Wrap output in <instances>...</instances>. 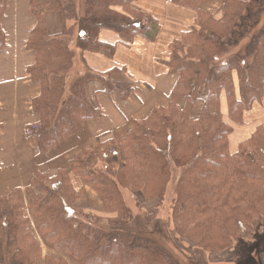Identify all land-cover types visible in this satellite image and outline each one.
I'll use <instances>...</instances> for the list:
<instances>
[{
	"label": "trees",
	"instance_id": "1",
	"mask_svg": "<svg viewBox=\"0 0 264 264\" xmlns=\"http://www.w3.org/2000/svg\"><path fill=\"white\" fill-rule=\"evenodd\" d=\"M137 1L85 0V37L78 41L82 55L113 58L116 46L100 40L103 29L117 33L124 44L137 38L154 42L159 22L134 10ZM169 2L197 15L196 27L171 45L170 74L178 79L170 104L136 120L124 139L84 148L70 171L39 172L31 184L35 191L17 189L0 197V264H176L144 230L156 218L175 170H181L173 204V239L179 248L188 244L220 253L264 224V126L232 153L233 126L222 112L225 100L230 120L241 124L245 113L264 100V0H224L219 17L205 9L211 0ZM30 3L35 26L28 49L35 63L28 72L41 90L33 100L39 123L34 139L44 153L97 117L87 98L90 81L102 80L103 92L123 101L134 87L111 79L125 70L99 74L90 68L69 85L77 59L72 48L77 0ZM7 5L8 0H0V50L6 46L2 23ZM49 14L59 15L61 33H50ZM245 41L243 50L232 52ZM199 103L201 116L194 119L191 113ZM111 146L119 150L114 160L106 150ZM71 173L98 194L105 220L82 219L85 210L77 204L82 193L77 194ZM123 190L143 195L154 209L145 212L144 223L135 220Z\"/></svg>",
	"mask_w": 264,
	"mask_h": 264
},
{
	"label": "crops",
	"instance_id": "2",
	"mask_svg": "<svg viewBox=\"0 0 264 264\" xmlns=\"http://www.w3.org/2000/svg\"><path fill=\"white\" fill-rule=\"evenodd\" d=\"M223 1L211 0L205 9L219 17ZM132 8L158 20L160 31L154 42L137 38L133 43L124 44L117 33L103 29L100 40L116 46L112 59L92 52H85L83 56L80 49L76 52L77 63L85 69L90 68L99 74L125 70L124 74L111 79L132 83L133 93L123 101L106 95L102 80L90 81L86 88L87 98L96 108L97 117L86 121L74 136L40 153L34 136L27 135L33 126H39L33 111V100L41 90L28 72L35 63L28 49L35 20L31 15L30 0H8L2 23L6 46L0 50V197L8 196L17 189L25 192L39 172L53 175L60 169L70 171L73 160L84 148L95 147L111 139H124L134 128L136 120L146 118L156 107L170 104L178 79L170 74L171 45L180 41L183 33L196 27L197 15L194 11L172 5L169 0H138ZM48 26L51 34L61 33L63 23L59 15L49 14ZM222 112L233 126L229 137L232 153L238 152L241 144L249 140L258 127L264 126V100L245 113L241 124L230 120L225 100ZM71 177L76 192L82 193L78 206L101 211L102 202L98 194L72 173ZM47 253L48 248L43 245L44 256ZM261 264H264V256Z\"/></svg>",
	"mask_w": 264,
	"mask_h": 264
},
{
	"label": "rangeland",
	"instance_id": "3",
	"mask_svg": "<svg viewBox=\"0 0 264 264\" xmlns=\"http://www.w3.org/2000/svg\"><path fill=\"white\" fill-rule=\"evenodd\" d=\"M67 1V0H63ZM84 1L85 0H77L78 5V14H79V24L75 30V39L72 44V48L76 51L78 48V41L80 38L85 37L84 30ZM247 41L242 43L235 50H232L233 53L241 51L244 49ZM226 60V58H223ZM78 64V66H77ZM86 69L82 64L77 63V59L74 62V67L70 71L68 75V84L70 85L72 81L80 74L85 73ZM198 109L194 110V118L201 116L202 103H199L195 106ZM111 156V159H116L114 155L119 156L118 147H109L106 149ZM116 153H113V152ZM118 152V153H117ZM113 156V157H112ZM119 159L121 157H118ZM181 176V170H175L173 174L172 181L168 187L166 197L160 207L157 210L156 218L150 223L147 221V227L144 230H147L145 234L147 237L155 241L159 244L163 249L168 251L171 256L174 258L176 264H261V258L264 256V224L256 229V231L247 239L236 241L231 248L226 251L220 253L210 254L209 252L203 250H195L191 248L188 244H184L179 248L176 246L174 241V199L175 195V185ZM48 188H51L49 185ZM30 192L35 191L31 186L29 187ZM26 190V191H27ZM25 191V192H26ZM24 192V191H23ZM24 192V193H25ZM41 191L38 190L37 194H40ZM78 194V193H77ZM79 195V194H78ZM123 196L126 201L127 206L132 210L135 220L138 219V223H144L143 218H145V212H154L153 208L149 209L145 204V199L143 195L138 193H132L129 190H123ZM81 200V197L78 201ZM77 201V204H78ZM140 201L142 207L138 206V202ZM83 206V203H81ZM82 208V207H80ZM83 209V208H82ZM85 217L83 215L82 219L88 221L90 223H94L97 221V216H103V220L106 219L107 215L101 211H94L92 209L87 208L84 209ZM92 210V211H91ZM91 211V212H90ZM98 222V221H97ZM105 222V221H103ZM156 222V223H155ZM99 223V222H98ZM133 222L132 224H134ZM137 223V224H138ZM103 225L97 224L99 227H105ZM155 225V228H154Z\"/></svg>",
	"mask_w": 264,
	"mask_h": 264
},
{
	"label": "built area",
	"instance_id": "4",
	"mask_svg": "<svg viewBox=\"0 0 264 264\" xmlns=\"http://www.w3.org/2000/svg\"><path fill=\"white\" fill-rule=\"evenodd\" d=\"M38 131V126H33L27 133L28 136H34L36 135V132ZM113 153H116L115 151Z\"/></svg>",
	"mask_w": 264,
	"mask_h": 264
}]
</instances>
